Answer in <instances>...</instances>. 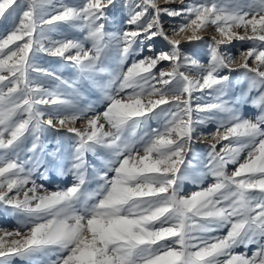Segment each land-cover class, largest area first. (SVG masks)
Listing matches in <instances>:
<instances>
[{
    "label": "snow or ice",
    "instance_id": "obj_1",
    "mask_svg": "<svg viewBox=\"0 0 264 264\" xmlns=\"http://www.w3.org/2000/svg\"><path fill=\"white\" fill-rule=\"evenodd\" d=\"M176 2L123 0L128 27L110 31L117 0H0V21L10 22L0 35V207L17 218L0 228V264H264V0L168 6ZM163 16L181 22L169 33ZM59 25L84 35L51 38ZM210 27L219 38L210 37L207 63L182 52V40H202ZM156 38L170 50L134 58ZM233 41L251 47L237 55ZM39 52L90 81L103 110L83 102L78 81L35 65ZM164 62L168 70L158 69ZM224 70H243L238 97ZM205 90L214 102L193 106ZM241 103L258 114H241ZM210 125L215 143L197 170L188 156ZM61 130L67 148L61 138L49 150L46 133ZM65 173L70 186L45 187ZM188 179L199 190L186 195ZM250 245L251 255L236 252Z\"/></svg>",
    "mask_w": 264,
    "mask_h": 264
},
{
    "label": "rangeland",
    "instance_id": "obj_2",
    "mask_svg": "<svg viewBox=\"0 0 264 264\" xmlns=\"http://www.w3.org/2000/svg\"><path fill=\"white\" fill-rule=\"evenodd\" d=\"M67 3V4H78L81 2V0H54V3ZM188 0H186V3ZM123 3V0H117V7L115 9L110 8L108 11V15L110 18V23L106 26L108 30L115 31L116 29L120 28H127L128 26L123 23L124 20L127 19V10L123 9L121 7ZM160 3H163V0H160ZM172 8H179L180 4L178 3V0L176 3H172L168 5ZM111 21H115V23H111ZM181 22L180 18H170L167 16L162 17V24L166 31H169L171 33V26L173 24H179ZM10 27V22H4L0 21V35H3L5 33V30ZM242 32V30H241ZM53 39H63V38H70V39H81L83 37V33H81L79 30L68 28L65 25H59L55 31L48 34ZM217 36L218 34L215 32L214 28H209L207 31L202 33V36L204 37L202 40L199 41H193L191 43L186 41H181V50L182 52L188 53L192 56H194L196 59L200 60L202 63H207L209 59V50L208 45L212 42L210 37ZM176 39H179V37H173ZM47 43V42H46ZM151 43L153 45V51H148V45ZM86 47H90V44L86 45ZM251 47V42L249 41H233L232 44L228 45V49L233 52L234 54L238 55L239 50ZM170 46L165 42L164 40L160 38H156L153 41H145L143 45V51L138 50V54L135 59H140L144 56H152L156 52L160 51H169ZM132 62L131 59H129L126 62L125 67L127 64H130ZM35 65L39 66L40 68L46 69L48 71H53L58 75H62L67 80H75L78 81V87L82 94V99L84 103H92L96 105L97 110L102 111L103 110V104L100 102L99 97L100 93L98 89L90 82L80 81L79 75L76 73L75 68H73L70 64L66 63L65 61H62L58 57L51 56L48 53L45 52H39L36 54L34 59ZM251 63V61H249ZM110 64L112 67H115L114 61H110ZM232 67H235L233 65ZM159 68H163L164 70H168L167 62L162 63L158 66ZM157 69V70H158ZM190 76L196 77L198 73L196 72H189L186 73ZM222 74L230 75L233 88L232 92L238 97L241 94L242 90H246V82L243 78V70H237L228 72L227 70H224ZM32 76L34 79H37L39 81L46 82L47 78L42 76L39 73H32ZM256 93H252V95H255ZM195 97H200L198 101H193V106L195 104L201 103H209L214 102V97L212 95H209L208 90H205V92H196L194 93ZM232 98V97H229ZM240 112L241 114L252 118L256 114H258L257 110L251 106L250 104L245 105L241 103L240 105ZM83 122H77L76 127H82ZM152 127H156L157 124L155 121L152 122ZM206 133L209 135L198 137L196 141L193 144V153L188 156V160L192 161V164L195 169L199 170L202 168V162L204 158L206 157L207 152L210 150L208 145L211 143H215V140L212 138L211 133L215 132V125H210L206 129H204ZM67 133L64 130H61L60 133L54 134L52 132L46 133L47 141L49 150L54 146L55 140L64 139L65 147L67 148ZM55 137V139H54ZM227 141H221L219 144H217V151L220 150V148L227 144ZM30 146V144H29ZM23 155H27L25 152ZM39 155V153L37 154ZM87 161L89 164H95L97 167H100V161L93 155L89 154L87 156ZM233 165L228 166V171L231 172L234 170ZM73 176L70 173H65L63 175L60 174H53L50 178H45L43 181L45 184V187L49 190H57V189H63L67 186H70L73 183ZM213 180L211 177L206 179L203 182V186L206 187L208 184H211ZM92 187H95L93 184ZM183 192L184 194H190L193 191L199 190L198 186L196 184H193L191 179L185 180L182 184ZM17 226V218L11 214V211H5L2 207H0V228L11 230ZM226 234V229L218 231L214 233V235L220 236ZM256 250L255 245H250L248 248L239 247L236 249V252L238 253H247L248 255H251ZM54 258V257H53ZM12 264H24L22 260L19 258H14Z\"/></svg>",
    "mask_w": 264,
    "mask_h": 264
}]
</instances>
